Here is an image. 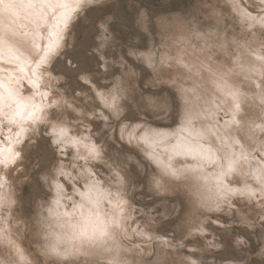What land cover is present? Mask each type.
I'll list each match as a JSON object with an SVG mask.
<instances>
[{"label":"rangeland","instance_id":"1","mask_svg":"<svg viewBox=\"0 0 264 264\" xmlns=\"http://www.w3.org/2000/svg\"><path fill=\"white\" fill-rule=\"evenodd\" d=\"M73 8L48 85L19 86L50 96L19 134L1 124L0 264H84L54 241L87 181L125 216L92 264H264V0Z\"/></svg>","mask_w":264,"mask_h":264},{"label":"bare ground","instance_id":"2","mask_svg":"<svg viewBox=\"0 0 264 264\" xmlns=\"http://www.w3.org/2000/svg\"><path fill=\"white\" fill-rule=\"evenodd\" d=\"M7 4H8V0H4L3 3H0V34H3L5 36V41L2 44H0V58H2V62H0V77H10L12 82H11V84H9L7 81H5L3 84V87H0V93H2L7 98L9 89H11L13 92L17 93L19 97H22L23 99H22L21 103H22L24 109L26 110V115H25L24 119H20L19 110L14 105L11 110L16 112L17 115H16V118L13 122V118L11 116L7 115V113L9 112L8 105H9V103H11V100L5 99L4 101H0V108H3V112H0V129L3 125L2 124L3 121H5L9 127H11V125L17 123L20 131H18L16 134H19V132H22L23 130H25L24 124H26L27 121L29 122V115H27V113L34 112V110H36L38 108L35 106L36 105L35 103L42 104L44 102L43 98L50 96V94H49L50 90H49V87L47 86L49 83L47 81V77L50 74L41 68L43 65V63H41V58L36 60V57L38 56V51L31 46V41L33 39L31 33H32L35 26L30 22L29 18H27L25 16V13L30 11V10L27 9L26 7L25 8H16V7L8 8V7H6ZM60 12H63V9H61ZM48 23L49 24H56V21L55 20H49ZM45 35H47V34H45ZM45 43H47L46 40H45ZM39 44L41 46L42 40L39 41ZM46 51H47V49H46ZM9 56L18 57L19 62L18 63L8 62ZM45 63H47V62H45ZM18 68H22L23 71L22 72L21 71H15V69H18ZM23 80H26L27 83L34 90H35V87L37 85V81L42 80V82H45L47 84L46 86L43 87V89H46V92H44V94L40 93L39 99L37 101L33 92L29 93V94L28 93L24 94V92L22 90H20L19 86H23L22 85ZM12 99H16V97H12ZM2 147L3 146L0 145V151H2ZM182 147L187 149V150L191 149V146L189 144H184ZM9 148L13 149V146L11 145V146H9ZM14 152L3 150L2 151L3 156L0 157V159H4V158L8 157L9 153H11L13 159H11L10 161L13 162V160H15ZM202 152H203V150H202ZM2 174L3 173L1 171V166H0V175H2ZM1 184H3V179L0 176V185ZM78 194L80 195L79 200L75 202V207H77V209H75L73 207L72 212H70V211L67 212V214L69 216L68 219L65 217V215H63V219L65 220V222L67 221L69 224L75 223L77 220H81L85 216H89L94 210L99 211L101 216H103L104 213H109V215L112 218L118 219V220L125 217V216H123L124 213H122V211H121L122 206L117 203L118 202V199H116L117 197L111 198L108 195L109 193H107L106 190H103L102 186L98 183H92L91 181H87L86 187H84L82 190L78 189ZM81 194H86V195L82 198ZM3 198H4V196H2L0 194V200ZM105 200L109 201V207L108 208L106 206ZM58 204H61V203L58 202ZM81 205H83V207H81ZM88 206H91V207L88 208ZM64 210L66 211L65 208H63V211ZM60 212H61V210H60ZM62 212H61V214H62ZM62 222H64V221H62ZM67 222H66V224H67ZM65 227H67V229ZM65 227H63V229H61L59 232V235L61 237H59V236L55 237V241H56V242L54 241V243H56V245L54 247L55 250L58 249L59 243L64 242L63 239L61 241V238H65L66 239L65 241H67V239H68V236L65 234L70 233L71 230H70L68 225H66ZM116 230H115V235H116ZM57 234H58V232H57ZM10 238L4 229L0 230V239H4V240H6V243L11 244V241H14L13 240L14 238H12L11 234H10ZM113 238H115V237H113ZM115 243H116V241H115ZM66 244H67V247L69 248V251H71V253H73L74 250L72 249L71 245L68 243H66ZM15 245L16 246H13V245H11V246L14 249V251L17 253L16 256L17 257L19 256L21 258V256H23L22 254H24V251L21 250V247L18 243L17 244L15 243ZM106 246H107V244H106ZM65 249H66V247H65ZM58 250H60V249H58ZM64 250H63V254L68 252V251L65 252ZM97 250L98 249H92L91 252L94 253L93 251L97 252ZM61 251H62V249H61ZM57 254L59 255V253H57ZM109 255L111 256V253Z\"/></svg>","mask_w":264,"mask_h":264},{"label":"snow or ice","instance_id":"3","mask_svg":"<svg viewBox=\"0 0 264 264\" xmlns=\"http://www.w3.org/2000/svg\"><path fill=\"white\" fill-rule=\"evenodd\" d=\"M4 0H0L3 3ZM83 0H8L6 7L8 8H27L30 11L25 13V16L29 18L30 22L35 26L31 35L33 37L31 41V46L37 51H41V46L39 44L40 40H46L47 43L44 47L47 49L44 56L41 57V63L47 62L49 56L56 53L59 47V42L62 39L60 32L57 30L61 22L65 23L71 17V14L75 9L73 5H79ZM63 9V12L60 10ZM49 20H55L56 24H49ZM47 31V35H44V31ZM5 41V36L0 34V44ZM2 62V58H0ZM8 62H19V58L16 56H9ZM15 71H23L22 68L15 69ZM7 81L11 84L12 80L10 77H0V87H3L4 82ZM16 97V99H12ZM5 99L11 100L9 103V112L7 115L13 118V122L16 118L17 113L12 111V107L15 105L19 110L20 119H24L26 115V110L24 109L21 101L22 97H19L17 93L9 89L8 97L6 98L2 93H0V101ZM234 109L239 112L240 104L239 102L234 103ZM0 112H3V108H0ZM33 119H35V113H27ZM91 152V149L89 150ZM3 156L2 151H0V157ZM13 159L11 153L8 157L0 159V163L10 161ZM261 180L264 181V174L261 176ZM264 190V188H262ZM82 198L86 194H81ZM250 196H254V192H249ZM83 207V205H81ZM70 233H66L68 236L67 241L71 245L74 252L85 257L84 264H92L87 257L91 255L92 249L103 248V246L115 235V230L120 228V223L118 219L112 218L109 213H104L103 216L99 211H93L89 216H85L81 220H77L75 223L69 224ZM161 264H167L166 260L161 261Z\"/></svg>","mask_w":264,"mask_h":264}]
</instances>
